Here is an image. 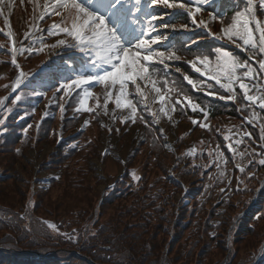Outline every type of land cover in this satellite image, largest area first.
I'll return each mask as SVG.
<instances>
[{"label":"snow or ice","instance_id":"snow-or-ice-1","mask_svg":"<svg viewBox=\"0 0 264 264\" xmlns=\"http://www.w3.org/2000/svg\"><path fill=\"white\" fill-rule=\"evenodd\" d=\"M196 2L197 7L192 8L189 6L191 0H183V2L149 0L147 4H144L142 0H55V4L52 5L53 14L61 17L64 26L53 23L47 30L49 36L62 37L49 46V56L59 57L62 53L71 51L79 54V59L76 61H65L64 67L57 65L53 68V75L58 74L61 81H66L58 84L57 92L68 93L69 89L75 92L92 84L105 85L109 94L113 89H118L115 93L116 107L130 108V118L135 121L137 107L126 89L130 85H135L136 92L143 95L139 83L152 78L156 70L154 61L167 67L165 60L181 59L176 52L165 53L153 50V45L159 44L162 38H166L158 34L160 24H157V21H160L164 28L169 27L163 22V17L153 14L154 10L162 5L165 9H182L188 16L195 17L201 7L207 10L217 4L218 0H196ZM242 2L244 7L236 10L230 18L223 13L219 17L215 13H210L212 20L219 18L222 24L215 38L235 44L237 49L244 50L245 47L253 51L258 49V55H264V22L257 19L256 0H242ZM0 3H3V0H0ZM258 4L260 14H264V0H258ZM45 11L47 12V8ZM3 15V11L0 10V16ZM193 24L197 28L208 27L204 19H201L198 24L193 20ZM5 26H8L7 18H5ZM172 28L175 30V25ZM181 28L187 29L188 25H181ZM5 35L12 39L11 31ZM20 51L26 50L22 48ZM27 51L31 52V49ZM212 52L215 53L214 60ZM212 52L199 53L188 63L200 76L206 77L209 81H215L216 85L226 91L234 82L240 81L239 87L244 90V99L254 101L256 98L249 94V86L243 83V78H254L251 63L253 58L249 57L245 62H241L232 52L224 51L220 47L214 48ZM15 54L16 48L13 47L11 63L19 69L20 65L17 64ZM258 64L259 71H264V58H259ZM239 70H243L242 76L237 75ZM176 71L179 72L180 69L177 68ZM184 79L192 85L193 89H196V82L187 75ZM28 80L29 74L20 71L15 76L14 83L10 85L12 91L16 92ZM207 88H213V84L209 83ZM219 99L234 100L235 96L221 95ZM20 100L21 95H16L12 103L16 104ZM105 102L107 103V98ZM3 103L4 101H0V104ZM80 106L83 107V101ZM259 106L264 109V99ZM63 107L61 105V110ZM191 107L193 110L196 109L195 104H191ZM160 111L165 112L166 109L161 108ZM192 123L195 124L197 121L193 120ZM0 126H3L0 136H3L7 131L4 119H0ZM259 164L264 165V159H260ZM240 171L243 173L244 168H240Z\"/></svg>","mask_w":264,"mask_h":264},{"label":"trees","instance_id":"trees-1","mask_svg":"<svg viewBox=\"0 0 264 264\" xmlns=\"http://www.w3.org/2000/svg\"><path fill=\"white\" fill-rule=\"evenodd\" d=\"M19 155L6 136L0 144V264H216L214 261L222 257L219 252L202 250L198 261L191 253L188 258L181 252L179 231L175 242L166 244L165 225L171 221L163 207H156L158 192L152 185L167 183L161 174L154 179L157 182H146L136 191L106 199L99 220L93 222L95 188L86 183L91 195L82 197L84 191L79 188L85 186H81L76 194L64 195V190L59 198L40 193L31 204L25 188L8 181L15 174ZM65 187L71 189L70 185ZM164 187L171 194L169 185ZM55 197L58 200L53 203ZM44 199L50 206L41 208ZM160 200L165 204L166 197ZM88 202L90 206L85 205ZM219 228L220 234L225 232L224 225Z\"/></svg>","mask_w":264,"mask_h":264},{"label":"rangeland","instance_id":"rangeland-1","mask_svg":"<svg viewBox=\"0 0 264 264\" xmlns=\"http://www.w3.org/2000/svg\"><path fill=\"white\" fill-rule=\"evenodd\" d=\"M170 28H172V25H169L168 28H164L162 24L160 25L157 32L162 37H166V38H162V40L160 42L161 45L154 51H164L166 53V50L168 49L166 44L169 41V39L174 35ZM175 28H176V26H175ZM21 30L23 31V29H21ZM28 30H29V28L26 30V33ZM185 37L187 38V36H185ZM26 42H27V37H24L22 39V45ZM48 51H50V48H48ZM9 54L11 55V53H9ZM64 54H66V52L62 53V55H64ZM55 57L56 56H53L52 58L51 57L50 58L53 60V59H55ZM10 59H11L10 56H6V63L1 62V61H3V57L1 56V58H0V73L7 71V68L10 65V63L8 62V61H10ZM41 60H42V57L38 58L37 55L32 56L31 58L28 57L27 60L25 61V64H24L25 68L27 70H31V68L38 66V64L41 62ZM166 61L174 62L175 60H166ZM173 84L174 83H169L167 85L168 91L174 92L172 90V87H176V85H173ZM142 85H145V84H142ZM143 87H146V85ZM47 90H48V88H47ZM47 90H45V91H47ZM102 90H103V88L101 89V91ZM150 93H151V91H150ZM89 94H90V90H86L85 91V98L82 100L83 101V108L88 107ZM151 96L153 98H155V96H153L152 94H151ZM56 98H57V94L54 93L48 99H56ZM138 102L141 103L140 100H138ZM98 103L100 104L99 98H97V101L95 100V104H98ZM43 105L45 106L46 104H43ZM156 106H157L158 121L161 124H163L165 129H166L165 130L166 136L164 138V140H165V142H164L165 146L164 147L166 149L167 155L161 153V151L164 150V149H162L161 145H160V147L158 146L159 149H158V147H155L158 150V151H156V154L157 155L161 154V158L164 157V164L160 165L158 163L156 166L150 164V168L146 169V171H148V173L150 174V177H153V178L162 172L161 169H159V168H161V166L163 167V169H165V165L169 166L170 163H172V157H173L172 155L174 153L175 144H176L175 140H176L177 133L179 130V124H177V120L174 117L171 108L169 106H167L164 102H156ZM79 108H81V106ZM161 108L166 109V111L161 112L160 111ZM111 109L112 108H109L110 111H108L107 113H106V111L101 112V115H102L101 123H102L103 127H107L108 123L115 121L114 115L123 114L124 112H128V113L131 112L130 108H127V107H125V108H117L116 107L114 109L113 113L111 112ZM128 118H130V117H128ZM86 122H88L87 119L83 121V125L87 124ZM98 126H99L98 124L92 125V127L89 129V131L87 133H85L84 137L86 139L92 138L93 140L89 141L90 144L84 152L76 155V157L78 159L73 160L74 167H73L72 171L70 170V168L64 169L63 171L58 169L55 166L57 163L52 165L54 167L47 166V168L44 167L45 170L41 169V164L43 165V162L46 161L47 157L49 155L53 156V149H52L53 141L51 139H46V140H43L41 142L42 144H39L37 148H30L28 146V149H25L26 153L21 154L17 157V161H16L17 163H16V166L14 169L15 174L11 175L10 178L8 179V181L10 183H13V185L16 187H18V185H19L20 187L24 188V185H23L24 181L22 178H20L22 175V172H26V174H25L26 176L30 175V174H32L33 170L35 171L36 165L40 164V168H38V172H37L38 173V179H39L38 180V183H39L38 192L48 190L46 192H41V193L48 194L49 196L56 195V197L59 198L63 194L64 190H66L64 192V195L70 196V195L75 193L74 191L78 190L77 188H79L81 186H85V187L79 188V189H81V191H84V194H83V192H81V194H83L82 197L84 195H86V196L91 195L90 194L91 191L90 192L88 191L86 184H88L89 188H90L91 185L89 184V182H91V184L94 187H96L93 184L94 180H95L94 178L100 172L103 171V168L106 169L107 174H109V172L115 174L117 171H119L118 169H119V167H121V161L126 160V156L132 153L133 149L138 145V143L143 138L141 126L135 124L132 121H129L128 124H125L124 130H122L121 132L107 133V131L105 132L104 130L102 132L100 129L97 128ZM106 146H108V154L109 155L107 157L103 158L101 156V152H102L103 148H105ZM139 160L142 162L144 160V157H140ZM17 169H18V172L21 169V172L17 173ZM48 179L52 180V183H53L52 187L54 189L51 188L50 184L48 183ZM66 185H70L72 190L69 187L66 188L65 187ZM100 189H102V183L95 190L99 191ZM37 196H38V194H37ZM56 197L53 199V203H56V201L58 200V198H56ZM70 200H72V199L70 198ZM51 204H52V201H51ZM89 204L91 205V203H89V202L86 203L85 205L90 206ZM41 205L43 206L41 208H44V206H47V205H48V207L50 206V204L48 203V200H46V199H44V202ZM53 206H52V208H53ZM167 239H168V237H167ZM220 243H222V240H220ZM190 244L192 245L193 248L190 246ZM212 244H213V246H216L215 249L224 258L226 255V250H225L224 245H222V246L218 245L217 246L214 243H212ZM234 246H236L238 248V250H236V252H237V259L235 260V262H236V261H239L241 258L244 259L245 256H247L248 252L252 249V247L255 246V237L253 238V237L249 236V237L237 242L236 244H234ZM180 248H181V252L186 254L188 256V258H190V255L193 254V256H194L193 260L198 261L200 256H201L198 251L200 249H203V241L202 240L193 241L192 238L190 241H187V239H185V243L181 244ZM190 249H193V250H190ZM214 263L218 264L217 260H215Z\"/></svg>","mask_w":264,"mask_h":264}]
</instances>
